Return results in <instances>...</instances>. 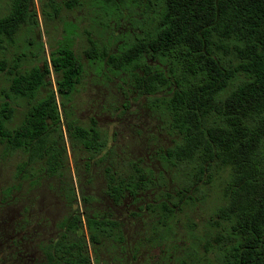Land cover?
<instances>
[{
    "label": "trees",
    "instance_id": "1",
    "mask_svg": "<svg viewBox=\"0 0 264 264\" xmlns=\"http://www.w3.org/2000/svg\"><path fill=\"white\" fill-rule=\"evenodd\" d=\"M96 1L106 17L126 31L116 35L115 50L92 42L87 57L100 61L104 70L130 75L134 93L164 111L167 127L176 136L173 146L160 153L165 169L160 176L137 163L128 174L108 166L106 188L97 197L123 214L121 207L129 199L136 202L150 193L151 200L128 215L138 216L144 208L155 220L156 240L164 245L174 235L179 212L194 201L192 194L225 172V204L212 221L218 230L202 245L206 257L201 262L196 248L187 254L195 264H264V0ZM79 4L64 2L68 9ZM25 27H39L35 0H12L0 18V73L10 80L0 107V148L26 153L20 177L27 168L39 166L43 174L63 182L70 210L53 236L38 245L44 263L100 264L98 248L106 240L126 238L124 223L113 211L86 207L94 198L82 186L78 190L85 209L74 207L77 189L69 148L94 158L108 147L97 122L86 127L67 113L65 102L82 80L84 63L65 42L41 66L25 71L20 57L11 66L6 56ZM43 89L49 90L39 98ZM20 99L30 107L24 121L12 129L13 104ZM171 168L178 169L175 175L184 183L174 191L163 189ZM188 227L195 233L192 224ZM124 251L125 264L135 260L126 246Z\"/></svg>",
    "mask_w": 264,
    "mask_h": 264
},
{
    "label": "rangeland",
    "instance_id": "2",
    "mask_svg": "<svg viewBox=\"0 0 264 264\" xmlns=\"http://www.w3.org/2000/svg\"><path fill=\"white\" fill-rule=\"evenodd\" d=\"M11 1L0 0V18L8 13ZM65 1L35 0L39 27L23 28L6 57L11 66L13 60L20 57L26 71L41 66L53 50L68 42L82 59L83 77L71 99L65 102L67 113L86 127L93 121L97 122L108 147L94 158L86 151L73 152L69 148L71 179L77 189L74 207L81 211L85 209L78 190L82 186L85 194L94 198L86 207L108 213L113 210L97 197L106 188V167L128 174L132 172L131 165L137 163L160 176L159 172L165 170L160 153L173 146L176 136L167 127L168 117L164 111L151 106L145 96L134 93L130 75L104 70L100 61H93L86 55L92 42L115 50L118 45L115 37L126 28L119 29L106 17L96 0H80L73 9L66 8ZM137 16H134L135 20ZM56 79L53 74V88L56 87ZM9 86L8 76L0 73V107ZM48 90L43 89L39 98H43ZM13 106L14 119L9 124L12 129L24 121L30 103L20 99ZM26 161L25 152L8 153L4 147L0 148V264H45L39 256L38 245L53 236L56 224L70 210L60 178L43 174L39 166L29 167L22 177L19 176L20 167ZM177 170L168 169L163 189L174 191L183 187L180 176L175 175ZM226 176L225 172L217 173L210 184L202 185L192 194L194 201L187 203L179 212L174 235L164 245L156 240L152 229L155 220L146 215L144 208L138 216L128 215L131 210L144 207L151 200L150 193L136 202L129 199L121 207L123 214L120 213L122 210L113 211L114 217L124 223L122 230L126 240H106L98 248L100 264H125L124 246L129 256H135V260L129 259L128 264H183L184 260L185 264H195L193 255L189 257L187 254L194 248L203 262L206 254L202 245L208 234L218 230L212 221L216 210L225 204L223 184ZM189 224L193 225L195 233ZM90 251H93V246H90Z\"/></svg>",
    "mask_w": 264,
    "mask_h": 264
},
{
    "label": "flooded vegetation",
    "instance_id": "3",
    "mask_svg": "<svg viewBox=\"0 0 264 264\" xmlns=\"http://www.w3.org/2000/svg\"><path fill=\"white\" fill-rule=\"evenodd\" d=\"M38 256V255H37ZM35 259H36V256H35Z\"/></svg>",
    "mask_w": 264,
    "mask_h": 264
}]
</instances>
